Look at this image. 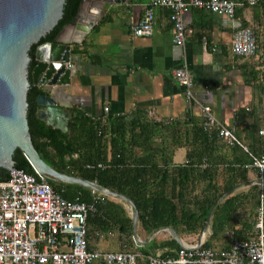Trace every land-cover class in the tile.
Listing matches in <instances>:
<instances>
[{"label":"crops","instance_id":"obj_1","mask_svg":"<svg viewBox=\"0 0 264 264\" xmlns=\"http://www.w3.org/2000/svg\"><path fill=\"white\" fill-rule=\"evenodd\" d=\"M260 1L262 5L238 8L233 18L203 10H186L182 21L189 33L182 45H176L172 42L169 10L154 9L152 34L138 37L133 34V28L142 18L148 0H125L118 4L89 0L83 5L80 21L61 36V41L70 47L68 84L39 88L70 115L68 123L75 112L90 119L144 113L153 123L169 127L155 134L152 148L157 152L153 162L170 169L187 161L189 147L180 144L179 139H189L193 125H201L199 106L186 99L183 87L173 76L175 69L185 67L191 74L192 93L197 103L210 107L215 117L233 128L251 152L259 154L260 148L252 146L251 129L257 134L264 130V0ZM88 21L92 22L91 27L80 40L77 26L84 27ZM242 23L257 35V52L253 57L235 56L230 49L233 33ZM251 73L255 81L251 80ZM257 134L260 140L262 137ZM195 148L199 149V145ZM211 150L210 158L218 165L219 188L223 186L227 163L250 162L249 156L238 148ZM244 175L246 181L235 186L229 196L246 195L257 185L254 171L247 170ZM159 188V183L151 186L153 191ZM165 188L170 190L169 186ZM115 201L122 203L129 213L123 202ZM250 201L247 199L237 210V217L250 216ZM89 228L88 244L92 251L135 250L128 239L127 244L119 241L114 231L108 234ZM211 234L209 223L204 242ZM149 235L138 229L137 238L145 244L137 246L132 238L134 246L143 248L153 238L162 242L170 236L167 231ZM194 239L181 240L186 245H195L198 240L193 242ZM229 240L225 235L216 245L224 247ZM155 252L161 255V251Z\"/></svg>","mask_w":264,"mask_h":264},{"label":"trees","instance_id":"obj_2","mask_svg":"<svg viewBox=\"0 0 264 264\" xmlns=\"http://www.w3.org/2000/svg\"><path fill=\"white\" fill-rule=\"evenodd\" d=\"M81 1L66 0L61 19L39 43L54 42L77 15ZM257 5H262L260 0ZM244 27L246 24L242 23L241 28ZM36 46L33 45L29 52V75L36 64ZM251 80L255 81L253 73ZM40 95H43V91L31 85L27 94V120L31 140L40 157L60 173L96 182L104 188L129 197L138 209L137 230L145 236L156 229L169 227L185 242L191 237L196 242L216 201L235 186L245 182L244 174L247 170H252L247 167L250 162L227 163L224 167L223 186L219 188L218 165L210 158L211 149L237 148L226 147L213 135L209 137L203 132L201 125H193L189 139H179L180 144L184 143L189 147L186 153L187 162L169 169L166 165L159 166L153 162L157 152L152 148L155 134L164 129L168 130L169 127L153 123L144 113L90 119L75 112L68 123L67 131L62 132L37 119L36 99ZM256 134L251 129L252 146H258L261 150L262 138L257 139ZM198 145L199 149H196L195 146ZM13 160L15 169L36 176L21 151H15ZM97 163H102L105 167L97 168ZM88 165L93 168H87ZM7 177L8 172L2 170L0 180ZM47 181L64 199H78L80 202L93 204L97 209L87 220V242L91 227L96 231L116 232L119 241L127 244L128 239L135 249L121 251L138 252L143 257L156 250L161 251V256H172L180 249L170 236L162 242L153 238L143 248L135 247L132 241L131 215L122 203L83 187ZM154 183L160 184V188L155 191L151 189ZM166 186L170 187L169 191H165ZM260 193L261 187L254 185L246 195H231L223 199L211 213L212 234L204 242L203 248L225 250L233 240L255 237L254 225L260 206ZM247 199L252 201L251 214L245 219L239 218L236 212ZM225 235L230 239L228 244L224 247L217 246L218 239ZM88 248L91 250L89 244ZM138 264L147 263L142 260Z\"/></svg>","mask_w":264,"mask_h":264},{"label":"built area","instance_id":"obj_3","mask_svg":"<svg viewBox=\"0 0 264 264\" xmlns=\"http://www.w3.org/2000/svg\"><path fill=\"white\" fill-rule=\"evenodd\" d=\"M258 2L259 0H148L142 18L133 28V34L138 37L151 35L154 30V9L164 8L170 11L172 42L182 45L189 33L182 21L186 10H203L233 18L238 8L254 7ZM230 49L238 57L255 56V31L250 27L236 29ZM173 76L183 87L186 99L199 106L203 132L209 137L215 136L226 147L245 152L250 159L247 167L254 170L257 181H263L264 130L258 131V135L263 138L261 151L254 154L239 139L233 128L215 117L210 107L197 103L192 93L193 80L185 67L175 69ZM96 167L105 166L97 163ZM87 168L93 166L88 165ZM263 205L264 188L261 187L260 206L254 225L256 236L233 240L225 250L203 248V240L200 247L187 245V248H180L172 256H161L156 252L143 257L141 253L131 251H92L87 242V220L90 214L97 211L95 206L78 199H64L54 191L45 177L13 169L8 171L5 180H0V264H138L142 260L147 264H264Z\"/></svg>","mask_w":264,"mask_h":264},{"label":"water","instance_id":"obj_4","mask_svg":"<svg viewBox=\"0 0 264 264\" xmlns=\"http://www.w3.org/2000/svg\"><path fill=\"white\" fill-rule=\"evenodd\" d=\"M82 0L79 11L72 22L57 36L54 42L39 43L58 23L63 14L66 0H0V172L15 169L13 155L16 150L23 153L28 163L38 175L61 184L83 187L92 192L123 202L129 209L132 219V238L137 246H143L137 238L138 209L124 194L104 188L96 182L58 172L47 164L35 149L29 133L27 120V94L31 85L36 87H56L68 84L70 76V47L61 41V36L69 27L76 26L81 19ZM103 3H124L125 0H102ZM92 20V19H91ZM92 22L78 27L81 37L87 33ZM34 52L36 62L29 75L31 58ZM36 117L46 125L66 132L68 115L50 95H40L36 99ZM257 185L264 188L263 181ZM236 187L223 194L214 204L195 247H200L209 228L214 208ZM160 231H167L181 249L187 245L169 227L152 231L149 237Z\"/></svg>","mask_w":264,"mask_h":264}]
</instances>
